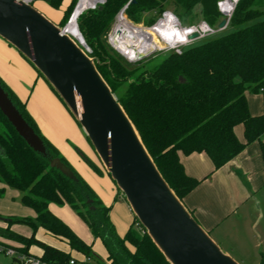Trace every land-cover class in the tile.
Returning <instances> with one entry per match:
<instances>
[{
	"label": "trees",
	"instance_id": "trees-1",
	"mask_svg": "<svg viewBox=\"0 0 264 264\" xmlns=\"http://www.w3.org/2000/svg\"><path fill=\"white\" fill-rule=\"evenodd\" d=\"M43 1L54 9H59L63 2ZM217 1L174 0V3L184 13L199 5L203 18L215 26L221 17ZM75 2L71 0L65 9L60 21L63 24ZM166 2L105 0L101 9H98L99 4L94 9L88 8L76 21L91 50L88 56L94 58L98 72L111 91L115 94L118 86L126 83L125 93L116 98L160 174L182 201L200 180L185 173L179 153L204 152L216 170L248 144L260 141L264 134V0H238L228 31L187 46L180 54L169 51L152 69L132 73L130 69L136 63L128 62L117 52L118 56H113L104 46L102 36L114 14L123 7L127 19L133 22L139 20L141 13L153 12L151 20L147 21V25H151L165 10ZM0 86L39 136L46 153L42 155L28 146L0 111V181L16 189L22 205L35 212L33 218L9 217L8 228L0 230V234L20 242L25 252L30 245H39L43 260L66 262L69 254L34 238L41 227L53 237L64 240L71 249L92 256L91 247L48 210L51 202L67 204L87 225L92 236L100 239L108 253L109 264H170L135 217L125 233L118 234L110 217V207L102 203L66 158L42 135L24 103L1 78ZM246 91L261 94L262 114H250ZM237 125L243 126V141L235 134ZM260 146L264 165V144ZM76 152L94 172L101 174L99 167L84 153L78 149ZM53 158L66 166L73 178L52 166ZM3 190L0 189V195ZM12 223L30 226L33 234L25 237L10 231ZM260 264H264V257Z\"/></svg>",
	"mask_w": 264,
	"mask_h": 264
},
{
	"label": "water",
	"instance_id": "water-1",
	"mask_svg": "<svg viewBox=\"0 0 264 264\" xmlns=\"http://www.w3.org/2000/svg\"><path fill=\"white\" fill-rule=\"evenodd\" d=\"M101 8L99 4L98 9ZM225 23L220 20L218 27ZM0 38L15 48L56 92L82 128L133 216L170 264H239L222 251L164 180L98 72L94 58L61 27L23 0H0ZM0 111L28 146L46 154L41 139L1 86ZM50 163L73 178L57 158Z\"/></svg>",
	"mask_w": 264,
	"mask_h": 264
},
{
	"label": "crops",
	"instance_id": "crops-1",
	"mask_svg": "<svg viewBox=\"0 0 264 264\" xmlns=\"http://www.w3.org/2000/svg\"><path fill=\"white\" fill-rule=\"evenodd\" d=\"M69 1L63 0L60 8L67 6ZM31 5L55 24L62 18L60 9L50 7L43 0H34ZM0 78L24 103L42 135L66 158L102 203L110 207L111 220L118 234L122 236L134 221L124 197L103 168L82 128L60 98L32 65L2 38ZM257 96L258 99L254 100V96L248 97L246 94L252 116L263 113L261 94L258 93ZM239 126L235 127V134L243 141V126L241 125V137L236 131ZM261 143L264 144V134L260 141L248 144L233 159L216 170L204 152L189 155L179 153L185 173L200 180L183 198L184 206L222 250L239 264H260L264 257V165ZM76 149L93 161L101 170V174L94 172ZM116 209L125 212L128 219L117 211L115 213ZM48 210L76 232L85 244L98 240L94 239L86 225L67 204L58 205L51 202L48 204ZM3 214L0 212V222L5 224L9 217H14ZM9 229L15 232L12 227ZM80 231L84 238L80 237ZM15 244L23 246L19 242ZM2 258L4 262L0 264H8V260Z\"/></svg>",
	"mask_w": 264,
	"mask_h": 264
},
{
	"label": "rangeland",
	"instance_id": "rangeland-1",
	"mask_svg": "<svg viewBox=\"0 0 264 264\" xmlns=\"http://www.w3.org/2000/svg\"><path fill=\"white\" fill-rule=\"evenodd\" d=\"M71 1V0H70ZM69 1V3H70ZM78 0H76L75 5L77 3ZM31 3H34V1H32ZM68 6V5H67ZM67 6H63L62 8H59L61 10L62 13H64L65 9L67 8ZM61 7V6H60ZM165 10H169L172 11L174 14H177L178 17L180 18V22L184 25H192V24H197L200 21H205L209 24L208 21H206V19L203 18L202 16V12L200 10V6L197 5L195 6V8H193L190 12L188 13H184V11L179 7L176 6L174 3V0H167V2L164 5ZM56 9V10H59ZM120 11V10H119ZM118 11V12H119ZM83 12V11H82ZM117 12V13H118ZM117 13L114 14L112 21L110 22L106 32L104 33V35L102 36V41L104 43V46L106 47V49L115 57H117L118 55L116 54V52L123 57L125 60H127L125 58V56H123L122 54H120L117 50H115L109 43L108 40V36L109 34L112 32L114 24L116 22V15ZM71 15V14H70ZM63 16V15H62ZM70 17V16H69ZM69 17H65L64 20V24L60 21L56 22V25L59 27H64L68 20ZM153 17V12H143L139 15V20L136 22H133L132 20H130L128 18V20H130L131 22L137 24V25H141V26H147V21L151 20V18ZM221 20V17H220ZM210 25V24H209ZM136 26V25H135ZM77 28V25H76ZM228 31V29L226 28L225 30L221 31L220 33H224ZM68 33V32H67ZM218 33V34H220ZM70 35H73L75 39L79 38V33L77 32V29L74 33H68ZM148 38H150L149 40L151 41V43L153 45H155L156 48H158V43L157 41L154 39L153 35L147 31L146 32ZM217 35V34H216ZM203 40V39H202ZM202 40L196 41L194 44L201 42ZM110 41L112 42V45L117 48L120 52H122L123 54H125L126 56L130 57V55L128 54V48L122 44H120L119 42L114 41L113 39L110 38ZM167 54V52L165 51H159V52H151L150 54L146 55L145 57L136 60V61H129L131 63H136L134 65V67H132L130 70L132 73H138L142 70H150L153 67H155L159 61ZM126 91V83H123L121 85L118 86L117 91H115V96L117 95H122L124 94ZM246 94L248 95V97L250 96H254L253 99L257 100L258 96L257 94L250 92V91H246ZM237 133L240 135L241 134V125L237 128ZM241 137V135H240ZM3 188V192L0 195V212H3L5 216H14L17 218H23V217H30L33 218L34 217V212L31 209H27L25 208L22 203L20 202V193L16 190L13 189L7 185H5L3 182L0 181V189ZM117 202L119 200H116ZM128 219L127 215L125 212H122L120 209H116L115 213L117 212ZM83 222V221H82ZM84 223V222H83ZM85 224V223H84ZM86 225V224H85ZM10 227L13 228V230L17 233H19L20 235H23L25 237H30L33 234V231L31 229L30 226L24 224V223H12L10 225ZM87 227V225H86ZM8 228V225L0 222V230H4ZM88 228V227H87ZM89 229V228H88ZM10 230V229H9ZM90 231V230H89ZM76 233V232H75ZM80 233V237L84 238V234L82 233V231L79 232ZM77 234V233H76ZM91 234V232H90ZM34 238L42 243H45L47 245L53 246L67 254L70 255L71 258L77 259V260H83L85 257V254L71 249L69 247V245L62 239H59L57 237H53L52 235H50L46 230H44L43 228L39 227L36 232L34 233ZM95 239V238H94ZM0 240H5L11 243H18V241L13 240L11 238L5 237L3 235L0 234ZM20 243V242H19ZM91 247V260L87 263V264H109V260H108V253L105 249V247L103 246L102 242L100 241V239L98 240H91V242L88 244ZM219 246V245H218ZM220 247V246H219ZM221 248V247H220ZM222 249V248H221ZM223 251V250H222ZM29 252L32 255L38 256L40 257L42 255V249L39 245L37 244H32L29 247ZM4 262L3 258L0 256V263Z\"/></svg>",
	"mask_w": 264,
	"mask_h": 264
},
{
	"label": "built area",
	"instance_id": "built-area-1",
	"mask_svg": "<svg viewBox=\"0 0 264 264\" xmlns=\"http://www.w3.org/2000/svg\"><path fill=\"white\" fill-rule=\"evenodd\" d=\"M27 3H30L34 0H23ZM105 1V0H104ZM104 1L100 4H103ZM238 0H218L217 1V10L221 15V20L224 19L226 21L225 25L222 28L218 27V24L215 26L209 25L205 21H200L197 24L192 25H184L180 22L179 18L176 14L169 10H163L155 19L154 23L147 26L137 25L130 20L127 19L126 15L124 14L123 7L116 15V19L119 15H124L125 18L131 22L133 25L141 26L142 28H154L156 25L160 24L164 27V34H160L159 37H156L157 41L160 43L157 49L152 52H159V51H173L175 53L180 54L183 48L194 44L196 41L214 36L221 31L225 30L229 24L230 18L234 11V8L237 4ZM96 7V6H95ZM93 7L92 9H94ZM66 26V25H65ZM65 26L61 27L62 31L69 35L65 31ZM78 29V27H77ZM112 33V32H111ZM108 36V40L110 45L117 50L120 54L125 56L121 53L117 48H115L112 43L110 42V35ZM80 34V39H75L70 36L80 47L83 51L88 55L91 53L89 47L85 44L83 37ZM195 35V37H191ZM173 37L176 39L173 41ZM125 58L129 61L133 59ZM136 226L138 224L136 223ZM23 246L15 243H10L5 240H0V256L4 257L8 260V264H87L91 260V256L85 255L83 260H77L74 258H69L66 262H56V261H46L43 260L41 257L32 255L29 251L25 252L22 250Z\"/></svg>",
	"mask_w": 264,
	"mask_h": 264
},
{
	"label": "bare ground",
	"instance_id": "bare-ground-1",
	"mask_svg": "<svg viewBox=\"0 0 264 264\" xmlns=\"http://www.w3.org/2000/svg\"><path fill=\"white\" fill-rule=\"evenodd\" d=\"M103 1L104 0H78L73 14L69 18L65 26V31L68 33H74L77 29V16L82 11L88 8L92 9L97 4H100ZM163 30L164 27H162V25L160 24L156 25L154 28L148 29L142 28L141 26L137 25L135 26L131 22H129L122 14L117 17L110 38L126 46L128 48V54L130 55V57H127L135 60L138 59L140 56L157 49L155 45H153L149 40L150 38H148L146 32L149 31L153 35L154 39L157 41L156 37H159L160 34H164ZM77 32L79 33L78 29ZM70 36L74 38L73 35ZM78 39H80V34ZM172 39L174 41L176 38L173 37ZM157 43L158 46H160V43L158 41Z\"/></svg>",
	"mask_w": 264,
	"mask_h": 264
}]
</instances>
